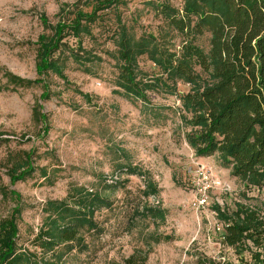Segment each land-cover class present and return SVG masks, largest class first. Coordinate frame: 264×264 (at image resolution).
Returning <instances> with one entry per match:
<instances>
[{
  "label": "rangeland",
  "instance_id": "1",
  "mask_svg": "<svg viewBox=\"0 0 264 264\" xmlns=\"http://www.w3.org/2000/svg\"><path fill=\"white\" fill-rule=\"evenodd\" d=\"M95 3L0 0L1 83H6L7 71L36 79L39 37L69 22L75 9L91 11ZM163 3L181 8L184 0H117V6L104 11L94 38L85 37L83 43L103 61L95 62L89 74L70 60L68 84L50 74L49 100L42 99L40 86L0 92V219L10 216L19 202L5 193L17 191L25 242L42 224L45 203L64 199L71 186H84L108 200L95 213L99 231L85 235L86 248L73 250L67 264H127L133 255L135 264H199L204 258L239 264L232 248L222 243L221 214H231L240 205L264 212V184L232 176L218 155L198 157L187 143L190 128L180 117L179 94L188 93L190 84L180 81L178 95L148 91L146 102L115 85V28L124 26L137 38L159 36L165 32L158 14ZM208 39L198 44L208 50ZM172 42L179 45V39ZM139 62L150 77L160 75L146 56ZM37 105L48 116L47 134L33 122ZM24 152L34 154L35 166L47 168L49 179L36 172L11 183L8 172ZM199 165L210 167L222 182L208 194L206 209L195 207Z\"/></svg>",
  "mask_w": 264,
  "mask_h": 264
},
{
  "label": "trees",
  "instance_id": "2",
  "mask_svg": "<svg viewBox=\"0 0 264 264\" xmlns=\"http://www.w3.org/2000/svg\"><path fill=\"white\" fill-rule=\"evenodd\" d=\"M95 2L91 11L77 8L69 22L39 37L36 79L7 71L0 92L40 86L42 99L49 100L53 94L46 78L54 74L68 84L70 60L93 73V64L103 58L84 48V38H94L103 12L117 6V0ZM158 14L165 29L159 36L137 38L124 26L115 28V85L127 96L146 102L148 91L178 95L180 81L190 84L188 93L179 94V111L184 127L190 128L185 138L196 156L218 155L232 176L249 184H264V0H184L181 8L159 4ZM207 36L208 50L198 44ZM70 38L76 42L72 44ZM175 39H179L178 46L172 42ZM144 56L160 75L150 77L144 72L139 62ZM32 119L42 126V133L49 132L48 116L40 105L35 106ZM33 155L24 152L10 168L12 184L36 172L49 179L47 168L35 166ZM5 195L19 202L10 216L0 219V264H67L73 250L86 248L85 235L99 231L96 211L109 205L98 193L71 186L64 199L45 203L42 224L23 242L21 196L15 190ZM221 220L225 223L222 243L232 248L239 264H264L263 210L240 205L231 214H221ZM134 260L133 255L126 263L135 264ZM199 264L234 263L204 258Z\"/></svg>",
  "mask_w": 264,
  "mask_h": 264
},
{
  "label": "built area",
  "instance_id": "3",
  "mask_svg": "<svg viewBox=\"0 0 264 264\" xmlns=\"http://www.w3.org/2000/svg\"><path fill=\"white\" fill-rule=\"evenodd\" d=\"M196 178L197 184L195 191L197 193V198L195 207L197 209H206L209 205L208 194L215 191L216 189H220L222 182L217 176L213 174V171L210 167L203 165L198 166ZM110 183H114V181H111Z\"/></svg>",
  "mask_w": 264,
  "mask_h": 264
}]
</instances>
